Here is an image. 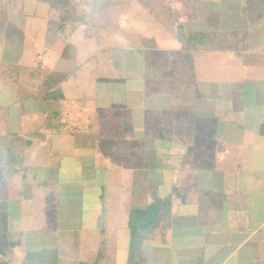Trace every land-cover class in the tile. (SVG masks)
Here are the masks:
<instances>
[{
	"label": "crops",
	"instance_id": "obj_1",
	"mask_svg": "<svg viewBox=\"0 0 264 264\" xmlns=\"http://www.w3.org/2000/svg\"><path fill=\"white\" fill-rule=\"evenodd\" d=\"M0 254L264 264V0H0Z\"/></svg>",
	"mask_w": 264,
	"mask_h": 264
},
{
	"label": "trees",
	"instance_id": "obj_2",
	"mask_svg": "<svg viewBox=\"0 0 264 264\" xmlns=\"http://www.w3.org/2000/svg\"><path fill=\"white\" fill-rule=\"evenodd\" d=\"M37 1L46 2L49 5H51L52 7H56V6H58V3H61V0H37ZM35 74H32V75H35ZM136 238H137V236H133L134 241L136 240ZM134 241H133V244H134ZM0 264H3V263L0 261Z\"/></svg>",
	"mask_w": 264,
	"mask_h": 264
}]
</instances>
